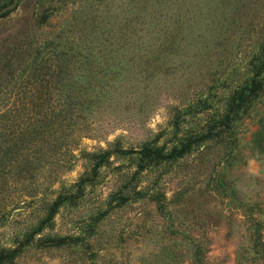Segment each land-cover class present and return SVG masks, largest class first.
I'll use <instances>...</instances> for the list:
<instances>
[{"label": "rangeland", "instance_id": "374dc122", "mask_svg": "<svg viewBox=\"0 0 264 264\" xmlns=\"http://www.w3.org/2000/svg\"><path fill=\"white\" fill-rule=\"evenodd\" d=\"M5 13L0 112L46 100L16 95L13 68L38 51L85 72L101 48L110 70L102 100L54 124L34 176L0 198V249L15 250L0 264H264V0H19ZM138 15L152 39L130 52ZM225 118L188 154L138 167L144 146L167 153Z\"/></svg>", "mask_w": 264, "mask_h": 264}, {"label": "trees", "instance_id": "16d2710c", "mask_svg": "<svg viewBox=\"0 0 264 264\" xmlns=\"http://www.w3.org/2000/svg\"><path fill=\"white\" fill-rule=\"evenodd\" d=\"M47 18L48 14L44 15L43 21ZM138 18L139 15L135 17L132 28V41H130L128 48L130 52L144 50L146 46L144 40L152 39L149 36L152 31L147 29L148 25L145 22H138ZM154 38L159 39L160 35L154 36ZM91 47L89 46L87 50ZM125 50V44H118L115 48L116 52ZM99 53L100 56L96 58L99 68H94L92 64L91 68L89 67L90 69L88 68L85 72L63 71V68L53 69L55 64L51 62L50 55L38 59L37 54L30 58L27 64H22L25 63V60L13 68L16 69V73H12L15 83L17 77L20 78L16 84L20 92L18 95V90L16 91L17 97L30 98L40 95V98L48 99V102H45L46 100L38 102L21 101L17 104H9L3 112H0V198L10 196L34 176L32 169L35 167L33 166L39 163L41 157L47 155L45 150L53 144L50 135L55 128L54 124L59 123L61 125L64 120H69L65 122L73 121L75 125L77 119H84V110L89 105L102 100L107 89L103 90L101 87L102 83L106 81L110 65L103 62L102 58L105 56L101 48ZM26 88L29 96L28 94L27 96L24 95ZM4 98L6 95L1 93L0 102ZM13 119L16 121L21 134L19 136L7 133V130L11 128L8 122ZM1 120H6V124ZM226 120L227 118L219 125H213L203 133L190 136L180 146H173L167 153L162 152L159 148L152 149L144 146L143 149L141 148L140 151L136 152L141 155L138 167L147 168L150 165L160 164L164 159H177L188 154L194 146L219 135L225 125H228ZM24 129L27 131L26 134L23 133ZM4 209H0V212L2 213ZM55 209L56 205L52 204L48 215L35 232L40 231L42 225L50 220L55 214ZM14 254L15 250L0 249V263L12 259Z\"/></svg>", "mask_w": 264, "mask_h": 264}, {"label": "water", "instance_id": "95a60500", "mask_svg": "<svg viewBox=\"0 0 264 264\" xmlns=\"http://www.w3.org/2000/svg\"><path fill=\"white\" fill-rule=\"evenodd\" d=\"M19 0H12L10 3L0 7V15H2L3 13L13 9L17 4H18Z\"/></svg>", "mask_w": 264, "mask_h": 264}]
</instances>
